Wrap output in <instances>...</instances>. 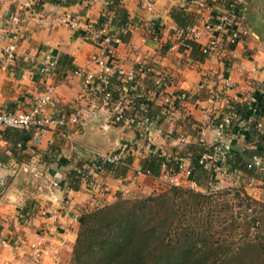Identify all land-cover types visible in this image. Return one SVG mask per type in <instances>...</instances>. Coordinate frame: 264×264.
Here are the masks:
<instances>
[{"label":"crops","instance_id":"1","mask_svg":"<svg viewBox=\"0 0 264 264\" xmlns=\"http://www.w3.org/2000/svg\"><path fill=\"white\" fill-rule=\"evenodd\" d=\"M24 1L0 0V109L28 111L51 85L56 88V106L48 111L50 115L70 117L87 106L90 93L73 70L41 74L49 53L57 59L67 57L65 67L97 73L94 57L104 51L108 64L135 71L137 84L129 86L112 77L116 102L84 126L50 127L44 133L0 130V264H71L83 214L112 203L119 194L134 198L158 193L160 184L142 172L143 161L156 153L169 159L175 148L190 144L211 147L220 133L214 119H222L230 107L244 105L247 115L227 149L232 155L255 148L256 140L247 143L246 134L250 123L259 120L260 110L264 112V0H249L242 14V25L251 35L231 48L220 45L204 63L191 49L180 47L181 29L172 15L182 10L183 18L202 25L224 15L234 0H207L205 9L188 0H157L152 11L140 0L119 6L106 0H40L33 11L23 7ZM125 15L128 23L121 28ZM64 18L77 20L79 27L70 29L62 23ZM155 26L160 28V43L146 38V31ZM102 27L127 41L109 47L101 44L97 33ZM11 43L16 51L9 57L6 50ZM206 43L207 37L199 42ZM160 79L168 86L150 100L166 115L162 126L130 119L122 125L115 122L119 110L128 109L136 95H143ZM180 92L191 99L167 111V98ZM97 96L92 92L95 102ZM120 150L133 158L130 167L118 164L116 173L96 172L95 189L87 181L78 190L69 187L68 174L78 163H87L88 169L96 155ZM184 165L190 167V160ZM249 178L230 176L222 186H243L250 196L263 200L264 181L256 179L249 187ZM55 182L59 188L53 186ZM34 244L41 253L38 259Z\"/></svg>","mask_w":264,"mask_h":264},{"label":"trees","instance_id":"2","mask_svg":"<svg viewBox=\"0 0 264 264\" xmlns=\"http://www.w3.org/2000/svg\"><path fill=\"white\" fill-rule=\"evenodd\" d=\"M112 2L120 5L117 0ZM172 16L181 29L178 37L180 47L191 49L192 55L204 63L211 50L206 53L204 46L190 39L195 22L183 18L186 15L182 10ZM238 16L242 18V15ZM127 23L125 15L120 27L126 28ZM152 29L160 37V28L155 26ZM118 37L122 42L127 41L124 36ZM65 58L58 59V69L62 73L67 69L76 70L73 65L64 66ZM154 89L155 85L143 95H136L129 108L122 110L123 119L118 124L130 119L141 123L147 120L146 124L162 126L166 115L163 109L157 110L149 97V92ZM180 94L183 92L176 95ZM115 102L113 93L111 107ZM227 112L236 114L231 124V131L236 133L241 118L247 115V108L235 105ZM262 117L263 109L257 119ZM214 124L222 125L221 118ZM256 125L257 120L251 122L246 134L247 143L256 140L255 148L232 155L227 150L225 166L231 173L238 172L237 175L264 181V173L249 168L255 158L264 155V136L258 133ZM173 136L179 138L177 134ZM212 153L210 147L190 144L181 150L175 148L169 158L176 171L173 160L179 161L180 165L190 160V181L196 183L197 191L189 187H173L168 192L136 199H127L119 194L112 203L83 214L71 264H264V202L250 196L243 186L212 191L215 174L200 163L205 154ZM122 157L124 169L133 164V158L126 152ZM167 160L162 154H153L143 161L142 172L158 179ZM86 166L87 163H78L76 169L68 174L67 182L72 190H78L84 181L90 182L92 187L89 168L94 172L108 170L112 173H116L118 168V165L101 162H93L88 169ZM229 197L231 199H227Z\"/></svg>","mask_w":264,"mask_h":264},{"label":"built area","instance_id":"3","mask_svg":"<svg viewBox=\"0 0 264 264\" xmlns=\"http://www.w3.org/2000/svg\"><path fill=\"white\" fill-rule=\"evenodd\" d=\"M113 1V0H106ZM120 4L125 3L127 0H117ZM192 4L196 5L200 9H205L208 6L207 0H188ZM143 7L149 11L154 9L157 0H140ZM248 0H234L229 2L227 11L224 15L209 21H203L202 25H195L190 33V39L200 42L204 37H207V43L204 46L205 52L211 50L209 55L217 53L220 45L226 44L227 48L234 47L239 42L245 40L251 35V32L242 25V18L238 15H242ZM40 5V0H26L23 2V7L28 11H33L35 7ZM13 19L14 17H10ZM62 23L70 29H77L79 23L77 20L64 18ZM99 41L101 44L109 47L111 45H120L122 40L120 38L112 37L106 27L101 28L98 31ZM146 38L152 40L154 43H160L159 35L154 29L149 28L146 31ZM7 53L9 57L16 51V45L11 43L7 47ZM105 52L102 51L99 56L94 57V63L98 68V72H91L87 69H76L74 74L84 79V84L90 93V99H87V106L78 108L70 117L50 115L48 111L56 106V88L54 85L48 86L47 89L40 94L34 101L30 110L20 113L7 112L0 109V130H20V131H36L38 133H44L50 127L65 128L69 125L72 126H84L91 119L98 116L102 109H108L112 105L113 90H112V77H117L124 84L129 86H136L137 75L135 71L125 72L122 69L115 68L107 63L104 59ZM58 59L52 54H46L41 74L43 76H51L57 72ZM227 87H231L229 81L226 82ZM168 86V83L164 79H160L155 83V89L149 92V97L157 96L162 93ZM92 89V90H91ZM92 92L98 94L99 102H95L92 99ZM190 97L188 94L176 95L174 99L167 98L166 108L168 111L176 108V104L182 103ZM144 111H146L144 109ZM236 118L235 112H227L222 117V125L219 126V140L212 145L210 149L212 154H205L200 161L205 165L209 171L215 174V184H222L230 176H237L238 172L231 173L225 166V156L227 147L232 144L236 138V133L231 131V124L233 119ZM123 119L122 110H119L115 116V122L118 123ZM220 118H215L214 122H217ZM147 120L142 124L146 125ZM256 129L260 135L264 136V117L257 121ZM186 143V138H181V144ZM124 150L109 154V155H96L97 157L93 162L107 163L112 165H118L122 163V154ZM171 159H168L161 168V174L156 179L160 184L161 192L163 189H171L173 187H189L191 189H198L196 183L190 181L191 170L184 164L179 163L176 159L173 162L176 164L177 171L170 165ZM177 164L179 166L177 167ZM249 168H255L261 173H264V155L259 158H255ZM96 172L90 170L88 177H91L93 181ZM147 176L149 174L146 173ZM256 184V179L251 178L248 180L247 185L253 187ZM55 188H59L60 183L55 182L53 184ZM96 184H92V188L95 189ZM163 192V191H162ZM161 192V193H162ZM34 249H38V245H32ZM37 250L36 258L41 256V253Z\"/></svg>","mask_w":264,"mask_h":264},{"label":"rangeland","instance_id":"4","mask_svg":"<svg viewBox=\"0 0 264 264\" xmlns=\"http://www.w3.org/2000/svg\"><path fill=\"white\" fill-rule=\"evenodd\" d=\"M230 184V183H229ZM228 187H232V186H229L228 184L227 185H225V186H222V184H215V186H214V188L212 189V191L213 190H216V188H219V189H228ZM170 189H163L162 191H163V193L164 192H168ZM161 191V192H162ZM196 191H197V189H196ZM161 192H158V193H161ZM203 192H205V191H203ZM157 193V192H156ZM146 196H149V195H142V196H140V197H134V198H128V197H125V198H127V199H136V198H142V197H146ZM227 199H231V197H229V198H227ZM258 200V199H257ZM261 201H263L264 202V199L263 200H261Z\"/></svg>","mask_w":264,"mask_h":264}]
</instances>
